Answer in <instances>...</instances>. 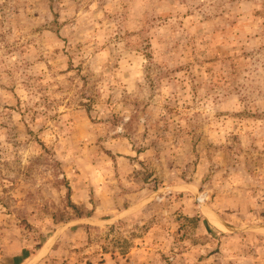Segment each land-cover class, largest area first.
I'll return each mask as SVG.
<instances>
[{
  "label": "rangeland",
  "instance_id": "374dc122",
  "mask_svg": "<svg viewBox=\"0 0 264 264\" xmlns=\"http://www.w3.org/2000/svg\"><path fill=\"white\" fill-rule=\"evenodd\" d=\"M0 264H264V0H0Z\"/></svg>",
  "mask_w": 264,
  "mask_h": 264
},
{
  "label": "trees",
  "instance_id": "16d2710c",
  "mask_svg": "<svg viewBox=\"0 0 264 264\" xmlns=\"http://www.w3.org/2000/svg\"><path fill=\"white\" fill-rule=\"evenodd\" d=\"M66 189H67V196H68V199H69V203H70L71 208L73 210H78L77 205H75L74 203H72V201H70V198H71V187L69 186L68 183H66Z\"/></svg>",
  "mask_w": 264,
  "mask_h": 264
}]
</instances>
